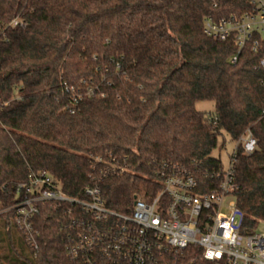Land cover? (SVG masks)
Returning <instances> with one entry per match:
<instances>
[{
    "label": "trees",
    "instance_id": "obj_1",
    "mask_svg": "<svg viewBox=\"0 0 264 264\" xmlns=\"http://www.w3.org/2000/svg\"><path fill=\"white\" fill-rule=\"evenodd\" d=\"M249 11L238 0H0V264H81L69 253L70 205L39 206L36 257L15 226L16 189L32 174L51 175L79 200L99 188L109 211L129 216L177 172L217 191L220 139L236 144L248 131L258 147L237 153L235 197L258 229L264 39L238 53L204 34L207 17ZM204 102L214 110L198 111ZM161 264L213 263L188 249Z\"/></svg>",
    "mask_w": 264,
    "mask_h": 264
},
{
    "label": "built area",
    "instance_id": "obj_2",
    "mask_svg": "<svg viewBox=\"0 0 264 264\" xmlns=\"http://www.w3.org/2000/svg\"><path fill=\"white\" fill-rule=\"evenodd\" d=\"M210 1L218 8L222 0ZM238 1L247 2L251 11L226 18L209 16L204 20V34L222 43L231 40L238 53L247 46L256 52L257 37L264 39V0ZM11 26L17 27L18 22ZM236 62L234 57L232 63ZM260 66L264 69V59ZM257 147L248 131L236 143L229 168L220 171L217 191L203 193L193 175L177 172L152 200L136 199L129 216L109 211L99 188L87 189L86 199L79 200L65 194L51 175L32 174L16 189L19 202L12 208L14 223L34 257L39 251L34 221L39 206L52 203L74 210L75 236L69 253L81 264H161L166 253L188 249H198L213 264H264V234L246 226V216L236 205L234 181L238 151L252 155ZM229 197L235 198L234 205H225Z\"/></svg>",
    "mask_w": 264,
    "mask_h": 264
},
{
    "label": "rangeland",
    "instance_id": "obj_3",
    "mask_svg": "<svg viewBox=\"0 0 264 264\" xmlns=\"http://www.w3.org/2000/svg\"><path fill=\"white\" fill-rule=\"evenodd\" d=\"M197 110L200 112L210 113L214 110V104L211 102L199 103L197 104ZM235 149H236V144L231 143L228 138L226 139L225 143H223L222 138L220 139L219 147L217 148L216 151H214L213 157L219 158L221 160L223 170H227L229 168L230 159ZM234 204H235L234 197H229L225 202V205L227 206ZM256 232L260 234H264V223H260Z\"/></svg>",
    "mask_w": 264,
    "mask_h": 264
}]
</instances>
